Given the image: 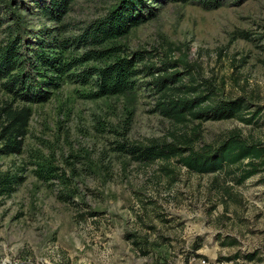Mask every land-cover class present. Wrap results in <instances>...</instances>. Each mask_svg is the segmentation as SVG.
Masks as SVG:
<instances>
[{
    "label": "rangeland",
    "instance_id": "1",
    "mask_svg": "<svg viewBox=\"0 0 264 264\" xmlns=\"http://www.w3.org/2000/svg\"><path fill=\"white\" fill-rule=\"evenodd\" d=\"M221 1L207 9L196 0H144L148 19L103 43L109 56L65 73L43 102L14 100L0 85V107L31 111L20 153H0V179H21L11 192L0 184V264H264V162L237 183L246 161L197 174L127 150L179 138L197 123L185 127L155 110L161 93L152 83L163 72H176L181 90L193 83L218 99L243 98L245 117L260 111L251 124L202 122L194 149L217 146L232 131L264 145V0ZM22 2L29 30L55 27L34 0ZM115 4H70L64 27L53 31L69 39L65 62L84 51L73 40L82 27ZM133 53L144 56L140 73L122 94L92 98L96 76H73Z\"/></svg>",
    "mask_w": 264,
    "mask_h": 264
},
{
    "label": "trees",
    "instance_id": "2",
    "mask_svg": "<svg viewBox=\"0 0 264 264\" xmlns=\"http://www.w3.org/2000/svg\"><path fill=\"white\" fill-rule=\"evenodd\" d=\"M10 1L18 0H0V35L5 33L7 36L6 40L0 41V85L14 100L20 99L25 102L47 100L51 90L60 86L65 73L76 65L109 56L113 50L107 52L102 48L103 43L125 35L130 27L148 19L142 12L146 6L144 0H116L115 8L110 9L103 18L82 27L73 40L78 45H84V51L79 58L74 57L75 59L65 62L62 53L67 49L69 39H61L54 35L53 31L64 27L63 18L74 0H34L43 19L56 24L53 28L43 25L37 30H29L25 14L20 13L25 10L23 0L14 3L13 6L10 5ZM196 2L207 9L217 8L223 4L221 0ZM150 12L149 16L152 15ZM143 58L141 53L117 56L97 69L83 70L82 73L73 76H77L76 80L82 83L96 76V88L90 95L92 98L122 94L133 88L134 78L140 73L136 64ZM149 69L166 71L165 68L151 66ZM180 80L176 77V72H163L154 79L152 84L156 92L161 93L155 110L172 122L185 127L189 122L197 123L179 138L173 137L171 141L162 143L132 145L127 149L128 152L144 162L157 160L168 162L175 159L187 170L197 174L221 171L225 167L242 165L246 161L247 169H243L237 179V183H242L257 172V165L264 162V145L261 141H247L232 131L217 146L207 145L194 149L193 144L199 139L198 129L202 122L238 118L245 124H251L260 111L257 108L251 116L245 117L243 109L248 106L243 98L218 99L213 88L208 85L199 87V84L192 83L185 86L184 90L180 89L181 86L184 87L183 85L173 87L179 84ZM168 91L173 92L169 95ZM30 115L31 111L25 105L16 107L5 102L0 107L1 154L20 153ZM20 180L18 178L14 182L18 184ZM14 182L11 183V180L2 177L1 193L11 192ZM142 253L146 254V251ZM247 257L251 258V255Z\"/></svg>",
    "mask_w": 264,
    "mask_h": 264
},
{
    "label": "built area",
    "instance_id": "3",
    "mask_svg": "<svg viewBox=\"0 0 264 264\" xmlns=\"http://www.w3.org/2000/svg\"><path fill=\"white\" fill-rule=\"evenodd\" d=\"M202 264H209V262H206L204 259L200 261Z\"/></svg>",
    "mask_w": 264,
    "mask_h": 264
}]
</instances>
